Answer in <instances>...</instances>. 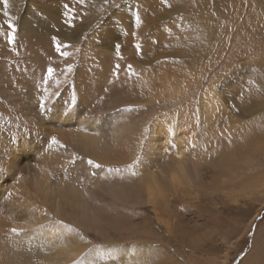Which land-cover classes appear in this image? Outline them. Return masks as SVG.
I'll use <instances>...</instances> for the list:
<instances>
[{
  "label": "rangeland",
  "instance_id": "rangeland-1",
  "mask_svg": "<svg viewBox=\"0 0 264 264\" xmlns=\"http://www.w3.org/2000/svg\"><path fill=\"white\" fill-rule=\"evenodd\" d=\"M186 1L0 0V128L28 133L62 103L112 144L100 168L63 151L64 202L42 215L92 254L63 264H264V0Z\"/></svg>",
  "mask_w": 264,
  "mask_h": 264
},
{
  "label": "bare ground",
  "instance_id": "bare-ground-1",
  "mask_svg": "<svg viewBox=\"0 0 264 264\" xmlns=\"http://www.w3.org/2000/svg\"><path fill=\"white\" fill-rule=\"evenodd\" d=\"M89 1L102 2V0ZM193 26L197 29H204L205 25L199 21ZM77 41L73 40L71 43L76 44ZM97 54L99 55L98 52ZM128 63L131 64V62ZM138 73L141 74V71ZM76 102L77 105H87L83 96L78 97ZM56 107L48 110V116L47 114L44 117L39 116L38 121L33 124L31 123L33 117L28 119L30 122L28 133H24L20 129L15 136L10 135V131L0 128V264H25L22 262L27 255L29 257L25 258L31 259L29 264H63L65 263L64 259L70 260V256L77 255L76 253L82 254L83 245L75 253L74 249L67 250V245L62 247V244L68 240L67 229L56 227L47 215L42 214H47L48 208L56 211L55 209H58L64 202L62 201L63 185L57 180V177L67 175L70 161L65 158L63 151L67 150L70 157H72L71 154L75 155L80 152L87 157V160H90L92 153L94 159H104V155L98 154L97 149L103 146L110 147L108 145L110 142L98 143L97 146H94L97 140L103 138L101 135V128L104 124L102 119H98L94 115L87 116L80 111L68 116L65 114V106L62 103ZM115 125L118 128V124ZM67 126L70 130L63 131ZM117 132L119 134L120 130ZM52 137H56L59 143L53 144ZM154 143L151 142L147 149L152 150ZM110 145L112 144L110 143ZM87 160L82 158L81 162L85 164L88 162ZM183 160V158L177 160V164L180 165ZM193 169L195 171L187 170L190 175L188 176L197 179L200 176V171L197 170V166H193ZM179 170L181 169L179 168ZM179 174L182 172L180 171ZM106 190L107 194L110 192L115 201L120 200L118 196L120 191L117 188L110 185ZM71 193L74 199L76 191L72 189ZM78 206L79 201H75L74 208L77 209ZM12 229H16V231L13 232ZM87 252L82 254L84 256L81 260L90 259L92 254ZM95 255L97 256V254Z\"/></svg>",
  "mask_w": 264,
  "mask_h": 264
},
{
  "label": "snow or ice",
  "instance_id": "snow-or-ice-1",
  "mask_svg": "<svg viewBox=\"0 0 264 264\" xmlns=\"http://www.w3.org/2000/svg\"><path fill=\"white\" fill-rule=\"evenodd\" d=\"M3 5H4V8L7 9V7H8V0H3ZM65 7H67V5H66ZM3 15H4L5 17H7V19L5 20V24H6L7 28L10 30V31L8 32V34H7V40H8L9 43H12V42H14V40H15V34H16V31H17V26H16V24L13 23V20H12V18L10 17V15H9V13H8L7 10H5V11L3 12ZM0 27H2V26H0ZM53 41H54L55 46H56V51H57V52H61V47H62V46H61L58 42H56V38H55V37H53ZM61 55H62V56H67L68 53H67V52H61ZM116 67L119 68V65H116ZM129 68H131V65H129ZM69 70H70V66H69ZM53 72H54V69H53V68L49 67V68L47 69V74H48V76H51V75L53 74ZM52 143H53V144H57V143H59V141L56 139V137H52ZM87 163H88L89 165L95 167V168H100V167H101L100 164L95 163V162L92 161V160H88ZM131 167H132V165H129V168H131ZM117 171H118V169H117ZM132 175H133V176H136L137 173L133 171V172H132ZM12 231L15 232L16 229H12Z\"/></svg>",
  "mask_w": 264,
  "mask_h": 264
}]
</instances>
